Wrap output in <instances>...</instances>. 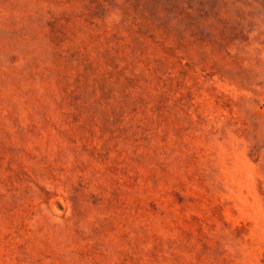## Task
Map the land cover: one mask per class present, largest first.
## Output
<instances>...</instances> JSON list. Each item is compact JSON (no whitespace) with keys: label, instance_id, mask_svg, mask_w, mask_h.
Segmentation results:
<instances>
[{"label":"rangeland","instance_id":"rangeland-1","mask_svg":"<svg viewBox=\"0 0 264 264\" xmlns=\"http://www.w3.org/2000/svg\"><path fill=\"white\" fill-rule=\"evenodd\" d=\"M0 264H264V0H0Z\"/></svg>","mask_w":264,"mask_h":264}]
</instances>
